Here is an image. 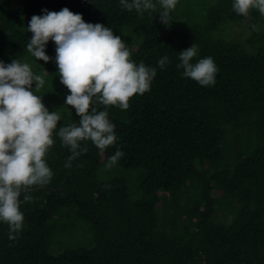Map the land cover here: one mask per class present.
I'll list each match as a JSON object with an SVG mask.
<instances>
[{
  "label": "trees",
  "instance_id": "trees-1",
  "mask_svg": "<svg viewBox=\"0 0 264 264\" xmlns=\"http://www.w3.org/2000/svg\"><path fill=\"white\" fill-rule=\"evenodd\" d=\"M232 3L178 0L166 27L159 4L140 15L119 0H0V61L29 63L46 81L36 94L61 113L46 155L53 177L47 190H22L20 229L0 222V264H264V16L239 15ZM64 7L110 27L132 60L157 72L127 110L96 105L117 141L103 152L80 141L70 168V146L56 133L80 118L65 105L55 43L50 62L37 60L26 27ZM193 43V63L214 59V85L177 67ZM117 148L123 156L106 167Z\"/></svg>",
  "mask_w": 264,
  "mask_h": 264
},
{
  "label": "clouds",
  "instance_id": "clouds-1",
  "mask_svg": "<svg viewBox=\"0 0 264 264\" xmlns=\"http://www.w3.org/2000/svg\"><path fill=\"white\" fill-rule=\"evenodd\" d=\"M177 2L119 0L123 8L129 12L134 9L140 15L156 10L159 4L158 17L166 27L174 23ZM232 7L244 17L252 10L264 16V0H233ZM26 27L32 33L27 52L37 60L50 62L46 48L50 41L55 43L60 82L69 90L65 105L71 106L80 118L79 124L62 126L56 133L64 145L70 146L72 155L65 163L70 168L80 154V141H92L101 152L117 141L116 125L109 119L107 109L99 110L96 105L127 110L135 95L150 90L156 68L132 60L129 45L110 27L85 22L81 14L67 7L59 12L45 9L43 15H33ZM197 55L198 48L193 43L179 52L177 67L183 69V76L201 86L214 85L218 71L214 59L205 57L193 63ZM168 62V57L163 56L157 65L162 69ZM45 83L44 76L35 73L27 62L0 61V222L7 223L11 231L20 229L24 221L19 200L22 190L47 185L53 177L46 155L54 144L53 133L61 113L49 111L43 96L36 94ZM121 156L123 152L117 148L106 167L113 166ZM29 199L24 196V200Z\"/></svg>",
  "mask_w": 264,
  "mask_h": 264
},
{
  "label": "water",
  "instance_id": "water-1",
  "mask_svg": "<svg viewBox=\"0 0 264 264\" xmlns=\"http://www.w3.org/2000/svg\"><path fill=\"white\" fill-rule=\"evenodd\" d=\"M41 189H43V190H47L46 187L41 186V187H38V188L31 189L30 191H32V192H36V191H39V190H41Z\"/></svg>",
  "mask_w": 264,
  "mask_h": 264
},
{
  "label": "rangeland",
  "instance_id": "rangeland-1",
  "mask_svg": "<svg viewBox=\"0 0 264 264\" xmlns=\"http://www.w3.org/2000/svg\"><path fill=\"white\" fill-rule=\"evenodd\" d=\"M244 27L240 28V27H237L235 28V32L236 33H241L243 31Z\"/></svg>",
  "mask_w": 264,
  "mask_h": 264
}]
</instances>
